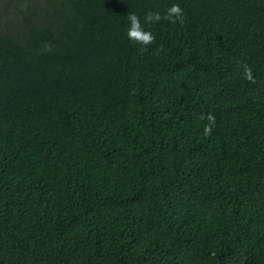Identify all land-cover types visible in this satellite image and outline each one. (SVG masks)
<instances>
[{"label":"trees","instance_id":"trees-1","mask_svg":"<svg viewBox=\"0 0 264 264\" xmlns=\"http://www.w3.org/2000/svg\"><path fill=\"white\" fill-rule=\"evenodd\" d=\"M18 1L0 264H264V0ZM149 10L154 40L130 42Z\"/></svg>","mask_w":264,"mask_h":264},{"label":"clouds","instance_id":"clouds-1","mask_svg":"<svg viewBox=\"0 0 264 264\" xmlns=\"http://www.w3.org/2000/svg\"><path fill=\"white\" fill-rule=\"evenodd\" d=\"M162 18L160 12H153L151 10L145 12L143 23L141 18L134 12L127 13V28L125 30L126 38L133 43H138L142 46H147L154 40V35L145 27L149 23L158 22ZM163 19H167L172 23L183 22V10L178 4H172L165 9ZM246 75L251 78L250 70H246ZM209 121L214 120V117L209 115ZM210 127L205 126L203 129L204 135L210 132Z\"/></svg>","mask_w":264,"mask_h":264},{"label":"rangeland","instance_id":"rangeland-1","mask_svg":"<svg viewBox=\"0 0 264 264\" xmlns=\"http://www.w3.org/2000/svg\"><path fill=\"white\" fill-rule=\"evenodd\" d=\"M18 2V0H0V14L3 15V18L10 17L9 12L11 14L12 7Z\"/></svg>","mask_w":264,"mask_h":264}]
</instances>
